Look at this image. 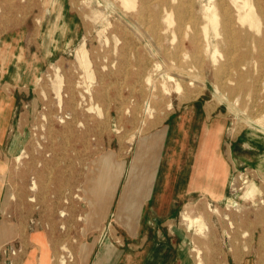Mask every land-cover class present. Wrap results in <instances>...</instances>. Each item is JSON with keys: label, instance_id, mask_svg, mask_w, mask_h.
<instances>
[{"label": "rangeland", "instance_id": "obj_1", "mask_svg": "<svg viewBox=\"0 0 264 264\" xmlns=\"http://www.w3.org/2000/svg\"><path fill=\"white\" fill-rule=\"evenodd\" d=\"M250 1L259 34L213 0L260 42L234 51L210 28L221 43L198 55L211 0H0V264L34 234L48 264H197V249L204 264H264V0Z\"/></svg>", "mask_w": 264, "mask_h": 264}, {"label": "bare ground", "instance_id": "obj_2", "mask_svg": "<svg viewBox=\"0 0 264 264\" xmlns=\"http://www.w3.org/2000/svg\"><path fill=\"white\" fill-rule=\"evenodd\" d=\"M154 1V0H153ZM186 1V0H184ZM123 6L126 8V9H129V8H134L135 7V4H136V0H121ZM234 10L237 12V18H236V21L238 23H241L242 27H247L249 30L251 31H258V34H259V31H260V20H259V16L256 14L255 12V8H254V5L251 3L250 0H230ZM106 3V2H105ZM221 3V2H220ZM258 3V2H257ZM108 4H111V6L113 7L112 9L115 10L117 9L116 6L114 5L113 2H110L109 3L107 2V5ZM184 4V3H182ZM224 5V3H222ZM221 6L218 5L216 2H213V0H211L210 4L209 5H205L204 8H203V11H204V19H205V23L203 24L202 26V30H203V40L204 42H206L205 46H204V49L201 47H199V44L201 42V38H196V36H194L191 40V42L193 43H197L195 46H198V51L195 52V53H199L198 55H200L203 51L204 52H207L209 50V48L211 46H213V43L214 42H218V41H213L210 39V28L213 29L214 31V37L213 39H220L222 41V43H226L228 46H231V47H234V51H237L236 48L238 45H241L243 44L245 38H251L252 39V43L254 44V46H256L257 42L259 40L255 39L252 34L250 32H246V31H238L236 32L235 30V27H234V16H233V13L231 10H229L228 8H225V6ZM110 6V5H109ZM191 8V7H190ZM118 10V9H117ZM119 13H121L122 16L125 17L126 20H128L126 14L123 12V11H120L118 10ZM145 11V10H144ZM148 11V10H147ZM117 12V11H116ZM115 13V11H114ZM118 13V12H117ZM121 16V17H122ZM170 21H173L172 20V14H169V16L167 17ZM184 20V16H181L180 17V22H183ZM178 21V20H177ZM127 22L130 23V25L132 27H136L137 30L140 31V33H143L141 30L142 29H139V27H137L132 21L128 20ZM180 28V27H179ZM178 28V29H179ZM181 29V28H180ZM165 32V31H164ZM179 32V31H178ZM145 33V32H144ZM143 33V34H144ZM159 34V33H158ZM181 34H183L181 32ZM186 34H188L186 32ZM183 38V37H182ZM147 40V39H146ZM183 41V40H182ZM181 41V42H182ZM180 42V41H179ZM188 42V40H187ZM203 42V43H204ZM260 42V41H259ZM183 43V42H182ZM218 43H221V42H218ZM217 43V44H218ZM180 45V44H179ZM183 45V44H181ZM180 45V46H181ZM202 45V44H201ZM216 46V45H215ZM183 49V47H182ZM174 50H176L174 48ZM194 50V49H193ZM202 50V51H201ZM173 52V51H172ZM177 52V51H176ZM182 51L180 50V53ZM217 51L215 50L214 53H216ZM7 53V52H6ZM189 53V51H188ZM178 54V53H176ZM191 54V53H189ZM179 57V56H178ZM177 57V58H178ZM230 57H231V53L229 52L228 53V57H227V60H230ZM77 58L80 62V65L85 68L84 70H87L89 72V63L90 61L88 60V51L86 50V48L83 46L81 49L78 50V53H77ZM182 59V58H181ZM180 59V60H181ZM183 60V59H182ZM190 60V59H189ZM230 62V61H229ZM180 63V62H178ZM166 64V63H165ZM186 64V63H185ZM161 66V65H160ZM166 71L170 72L174 69L179 70V72L181 73V75L184 77V76H189L190 74L187 73V72H191L192 70H184L183 68L179 67L177 63H175L174 61H170L169 64H166ZM190 66V65H189ZM188 66V67H189ZM159 67V66H158ZM243 67H246V65H243ZM192 68V67H191ZM224 67L221 68L220 72L224 71ZM86 73V71H84ZM172 73V72H171ZM179 75V74H178ZM200 76V75H199ZM90 77V76H89ZM158 77V75H157ZM180 77V76H179ZM91 78V77H90ZM162 78V76H161ZM194 78V77H192ZM197 78V77H196ZM200 78V77H199ZM240 78V77H239ZM157 79V78H156ZM195 79V78H194ZM202 79V77H201ZM241 79V78H240ZM148 83H151V85H153V87L156 88V86L154 85V82L152 80L151 77H148L147 79ZM170 82H175V79L173 76H170L169 74L167 75V81H165L163 84H162V91L163 93L165 94H171V89H170ZM192 83H190L191 85ZM218 85V84H216ZM222 86V85H221ZM61 86H59V89H58V96L59 97V101H60V105L63 103V98H62V95L60 94V88ZM216 87V90L215 92L216 93H220V88L215 86ZM223 87V86H222ZM133 88V86H132ZM181 87L179 86L178 89H180ZM177 89V90H178ZM90 94V93H89ZM151 95V94H150ZM195 95V94H194ZM222 96V95H221ZM220 96V97H221ZM223 98V96H222ZM221 101V99H220ZM253 101V100H252ZM148 103V102H147ZM148 107V105H146ZM169 106H171V104H169ZM151 108V107H150ZM150 111V110H149ZM152 113V112H151ZM154 115V114H153ZM68 119H71L69 116H66L64 119H61L60 120V123L63 124V129L67 127L68 124H71L72 121H68ZM262 119V118H261ZM260 119V120H261ZM259 119H257L258 121ZM256 121V120H255ZM134 137V136H133ZM18 160L20 159L17 158ZM122 169H123V165H122V168H121V171H120V174L118 175V172L119 170L117 169L116 170V173H114L113 171H111L109 177L108 178V184L111 183V182H115L118 180V177L121 175L122 173ZM233 189V188H232ZM87 192V198L88 199V195H89V192L86 190ZM257 192H260L259 188L257 187L256 184L254 183H251L249 184L247 187H246V190L244 191L243 195H242V199L244 200H247L249 197V199H252L255 194ZM111 195V190L109 191V189L105 190L104 194H103V198H108L109 196ZM13 197V196H12ZM252 197V198H251ZM254 199V198H253ZM32 201L34 200V198L31 199ZM212 212L214 213H220L219 212V209L216 207V208H211L210 209ZM182 218L183 220L186 222V225H187V228L194 232V233H203V231L207 228L205 222L203 221V218L202 216L200 217H193L191 215H189L188 213H184L182 215ZM197 253H196V258H197V264H204L202 258H201V250L200 249H197L196 250ZM65 260L62 261V264H65Z\"/></svg>", "mask_w": 264, "mask_h": 264}, {"label": "crops", "instance_id": "obj_3", "mask_svg": "<svg viewBox=\"0 0 264 264\" xmlns=\"http://www.w3.org/2000/svg\"><path fill=\"white\" fill-rule=\"evenodd\" d=\"M153 152H155V146H154ZM140 155H141L140 152H138L136 156H138V158H139ZM137 164L138 163H136V165ZM204 178L207 179V176H205ZM133 183H134L133 180H131V183L129 185H132V187L134 188L135 185H133ZM192 186L193 185H189L187 188L192 187ZM128 187L126 188L127 190H128ZM203 187L208 188L207 184L203 185ZM127 190L125 191L126 193H127ZM144 194L145 193H140L138 191L137 192L138 197L135 196V198L142 201L143 200L142 195H144ZM1 196H2V186L0 185V200H1ZM123 204L124 203L121 204V207ZM24 242H25V245H24L25 249L23 251V254H20L19 256L14 257V259H12L13 264H48V257L46 255V252H44V251L41 252V248L43 245L41 234H34V236L32 238V244L31 245L27 241H24ZM234 264H251V263L242 261V262H238V263H234Z\"/></svg>", "mask_w": 264, "mask_h": 264}]
</instances>
